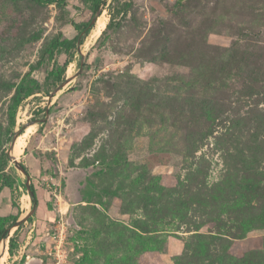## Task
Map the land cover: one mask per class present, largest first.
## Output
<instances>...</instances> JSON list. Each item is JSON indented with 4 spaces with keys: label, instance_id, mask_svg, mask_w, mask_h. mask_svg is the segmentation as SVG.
Segmentation results:
<instances>
[{
    "label": "rangeland",
    "instance_id": "rangeland-1",
    "mask_svg": "<svg viewBox=\"0 0 264 264\" xmlns=\"http://www.w3.org/2000/svg\"><path fill=\"white\" fill-rule=\"evenodd\" d=\"M105 1L0 0L4 263L264 264V0Z\"/></svg>",
    "mask_w": 264,
    "mask_h": 264
},
{
    "label": "trees",
    "instance_id": "trees-1",
    "mask_svg": "<svg viewBox=\"0 0 264 264\" xmlns=\"http://www.w3.org/2000/svg\"><path fill=\"white\" fill-rule=\"evenodd\" d=\"M40 3H53V2H58V3H65L66 0H35ZM105 0H94V7H93V16L98 12L101 14L100 10V5L105 4ZM93 19H89L87 22L82 23L81 25H78L79 32L78 34L71 38V39H64V40H54L51 43L52 50L56 48H66L67 50L76 48L78 46V42L80 40V43L82 44L84 40L82 39V34H88L92 29H93ZM112 25V21L108 24V27ZM100 58V55L97 56V60ZM32 68L29 72H27L21 79L20 83L17 86V92H16V97L14 98V104L10 108V123L11 125H15L16 123V112L17 108L19 107L21 101L26 98L27 96H30L36 92L39 91L41 88L40 82L37 78L32 76ZM9 156L8 154L4 151L0 154V194L3 192L4 188L6 187H12L14 184V178L10 173L6 171L7 166L9 165ZM21 167L25 168L27 176L28 170L24 164L20 165ZM24 187L26 189H29V194L32 198V201L34 205H38L39 200L37 196V191L34 185L28 186L26 183L24 184ZM35 206V207H36ZM19 216L18 214L13 216V220L10 223L4 224L0 223V241L3 239L9 238L10 242V252H14V249L16 248V236H10V227H12L15 222L18 220ZM87 254V253H86ZM88 255V254H87ZM93 263V261H91Z\"/></svg>",
    "mask_w": 264,
    "mask_h": 264
},
{
    "label": "bare ground",
    "instance_id": "bare-ground-1",
    "mask_svg": "<svg viewBox=\"0 0 264 264\" xmlns=\"http://www.w3.org/2000/svg\"><path fill=\"white\" fill-rule=\"evenodd\" d=\"M105 16L102 14L96 23L94 33L98 34L99 31L106 25ZM31 127V126H30ZM27 133V132H26ZM25 134V133H24ZM26 135V134H25ZM25 144L24 135H21L15 142L12 152L15 154V156L20 155L22 148ZM5 258H6V247L3 248L2 254L0 255V264H5Z\"/></svg>",
    "mask_w": 264,
    "mask_h": 264
},
{
    "label": "water",
    "instance_id": "water-1",
    "mask_svg": "<svg viewBox=\"0 0 264 264\" xmlns=\"http://www.w3.org/2000/svg\"><path fill=\"white\" fill-rule=\"evenodd\" d=\"M96 20H97V18H95V19H93V23H95L96 22ZM81 45V43H80V40H79V42H78V47ZM79 50H80V47H79ZM82 64V66H83V63H81ZM53 95H51V97H52ZM18 136H16L15 137V139H14V142H13V144H15V141H16V138H17ZM12 149H13V146H12V148L10 149V156H12L13 158H14V162H16V164L18 165V163H17V157H15V155H13V153H12ZM20 168H21V170L24 172V173H26V170H25V168H23V167H21L20 166ZM28 177V180L30 179V177H29V175L27 176ZM27 185L28 186H30L28 183H27ZM35 206L36 205H34V208H35Z\"/></svg>",
    "mask_w": 264,
    "mask_h": 264
}]
</instances>
